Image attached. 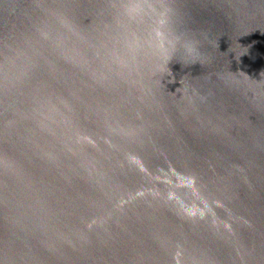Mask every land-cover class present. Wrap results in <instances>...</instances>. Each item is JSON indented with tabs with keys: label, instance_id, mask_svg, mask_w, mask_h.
<instances>
[{
	"label": "water",
	"instance_id": "water-1",
	"mask_svg": "<svg viewBox=\"0 0 264 264\" xmlns=\"http://www.w3.org/2000/svg\"><path fill=\"white\" fill-rule=\"evenodd\" d=\"M0 264H264V0H0Z\"/></svg>",
	"mask_w": 264,
	"mask_h": 264
}]
</instances>
